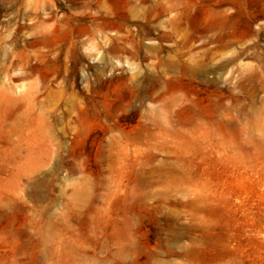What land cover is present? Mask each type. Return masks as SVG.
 Masks as SVG:
<instances>
[{"label":"rangeland","instance_id":"obj_1","mask_svg":"<svg viewBox=\"0 0 264 264\" xmlns=\"http://www.w3.org/2000/svg\"><path fill=\"white\" fill-rule=\"evenodd\" d=\"M54 1L61 19L67 0H0L5 53L14 37L46 26V4ZM97 3L125 16L116 22L130 39L146 17L156 21L139 28L137 57L111 54L101 40L93 63L88 34L75 56L87 69L76 90L60 89L62 77L48 78L37 112L49 118L41 123L48 129L16 146L37 153L0 157V264H261L264 0ZM95 72L98 116L77 141L59 146L74 135L60 119V100L76 99ZM36 77L21 84L34 85ZM144 79L148 92L140 93ZM159 82L172 92L157 99L150 90ZM124 110L134 111L120 123L125 134L145 122L156 140L116 142L110 129ZM92 133L96 143L88 141ZM5 139L0 133V145Z\"/></svg>","mask_w":264,"mask_h":264},{"label":"bare ground","instance_id":"obj_2","mask_svg":"<svg viewBox=\"0 0 264 264\" xmlns=\"http://www.w3.org/2000/svg\"><path fill=\"white\" fill-rule=\"evenodd\" d=\"M94 1L67 0L65 2L67 5L66 13L62 14L61 19H58L60 2L48 3L46 6L52 12L50 14L46 12L48 18L42 23L46 26L43 25L37 32L24 33L21 41L17 36L14 37L12 39L13 49L10 53H5V49L9 50V48L4 47L3 50L0 43V133L6 135V139L0 145V157H7L8 159L30 158L37 153L35 150H18L16 146L21 143H30L28 140L32 135L42 134L48 129V127L42 126L41 123L46 125L49 118L42 119L37 112L39 98L44 96L46 99L45 95L48 94L50 89L49 86L46 87V83L51 75L56 78L62 77L61 84L58 86L60 89H64L66 86L67 90H76V80L79 72L82 71L84 74L87 69L81 65L83 59H76L75 56L83 39L88 34L92 37L89 52L92 54L90 58H92L93 63L98 62L100 59L98 47L101 40L106 42L105 46H108L111 54H118L123 51L122 53L133 57L139 55L141 46L138 38L142 36L139 28L149 26L152 29L156 19L146 17V22L142 23L139 28L137 27L136 35L130 39L131 37L122 31V27H125V25L117 24L118 21L125 19V16L118 12L109 11L103 3H97L101 0ZM141 1L145 2L147 0H129L130 3ZM75 7H79L81 12H75ZM92 7L97 8L99 11L93 12ZM54 18L56 20L49 24L48 21ZM116 64L118 67L121 66L120 62ZM91 68L95 70L96 67L92 65ZM89 69L90 67H88ZM17 70H21L23 76L13 77ZM35 75L37 77L34 85L24 86L21 84L25 79ZM91 77L93 82L89 81L90 87L78 89L76 99L66 98L67 100H60V103L64 101L67 106V108L65 106V110L60 111V119L61 121L67 120V125L74 132V135L71 139L67 135L63 136L64 142H60L59 146L77 141L80 138L79 136L88 129L91 120L98 116L96 102L99 92L96 84L99 76L95 72ZM120 80L122 81V78ZM147 83L149 82L145 79L139 81L137 91L140 93L148 92L146 91ZM20 84L22 86H19ZM19 89L25 91L19 92ZM151 91L155 93L157 99L172 92L169 83L165 82L156 83ZM61 97L64 98V95H61ZM59 104H56V111H58ZM125 110L116 118L110 129L119 134L118 137H114L116 142L146 144L150 140H156L151 135L153 130L151 125L145 122L138 124V133L134 135L125 134L120 123L134 119V111ZM50 118L55 119L52 113ZM170 127L172 128V126ZM19 135L21 139H16L15 137H19ZM163 140L166 141L168 138ZM88 141L96 143L98 141L97 134L92 133L88 137ZM56 154L58 157L62 156L61 152ZM41 155L48 156V152L41 153ZM54 155L49 154V156ZM66 157L73 158L74 155L68 154ZM261 264H264V261Z\"/></svg>","mask_w":264,"mask_h":264}]
</instances>
